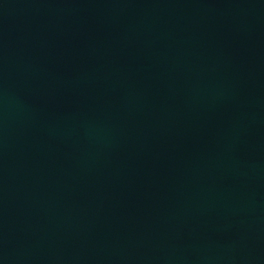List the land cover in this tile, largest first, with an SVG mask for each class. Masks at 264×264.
<instances>
[{
  "label": "water",
  "instance_id": "1",
  "mask_svg": "<svg viewBox=\"0 0 264 264\" xmlns=\"http://www.w3.org/2000/svg\"><path fill=\"white\" fill-rule=\"evenodd\" d=\"M0 264H264V0H0Z\"/></svg>",
  "mask_w": 264,
  "mask_h": 264
}]
</instances>
